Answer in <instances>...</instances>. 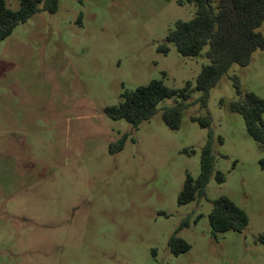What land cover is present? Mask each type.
Masks as SVG:
<instances>
[{
    "label": "rangeland",
    "instance_id": "obj_1",
    "mask_svg": "<svg viewBox=\"0 0 264 264\" xmlns=\"http://www.w3.org/2000/svg\"><path fill=\"white\" fill-rule=\"evenodd\" d=\"M197 10L177 0H60L56 13H37L0 42V264H232L252 256L264 234V149L231 103L235 77L243 94L264 99V50L234 64L201 109L195 86L208 48L198 57L173 45L159 52ZM153 80L177 91L193 84L180 129L163 120L178 97L139 127L107 116ZM208 114L211 130L192 121ZM210 131L215 174L206 196L180 206ZM221 197L247 213L242 234L212 229ZM172 237L190 250L174 255Z\"/></svg>",
    "mask_w": 264,
    "mask_h": 264
},
{
    "label": "trees",
    "instance_id": "obj_2",
    "mask_svg": "<svg viewBox=\"0 0 264 264\" xmlns=\"http://www.w3.org/2000/svg\"><path fill=\"white\" fill-rule=\"evenodd\" d=\"M60 0H21L19 10L8 8L5 0H0V42L10 37L14 30L25 24L41 11L56 13ZM197 7V15L189 22L179 21L167 36L166 43L160 45L159 52L168 54L170 45L177 48L184 57H198L208 48L206 64L199 74L195 89L202 94L200 108L207 109L210 91L217 86L234 64L247 66L258 49L264 50V35L258 29L264 24V0H177ZM238 100L231 103V110L243 116L248 134L264 149V99L253 92L243 94L237 77L234 78ZM193 84L188 82L182 91L167 87L161 80H153L147 86L124 94L123 101L106 108L107 116L114 121L124 120L135 127L150 121L157 113L159 104L169 98L178 97L181 102L166 109L163 120L172 130L180 129L182 111L190 100ZM192 121L201 128L210 129L212 118L193 116ZM126 136L118 143L110 145L112 154L124 149ZM188 152V151H185ZM213 133L201 153V173L197 179L187 176L178 197L180 206L188 205L206 196V190L215 174ZM264 168V161L261 162ZM219 183L224 182L220 172L216 173ZM212 229L216 233L242 234L248 227L247 213L228 197L213 202L209 216ZM264 245V234L258 238ZM172 253L176 256L186 253L190 246L177 237L169 241Z\"/></svg>",
    "mask_w": 264,
    "mask_h": 264
},
{
    "label": "crops",
    "instance_id": "obj_3",
    "mask_svg": "<svg viewBox=\"0 0 264 264\" xmlns=\"http://www.w3.org/2000/svg\"><path fill=\"white\" fill-rule=\"evenodd\" d=\"M252 256H247L246 259L233 261L232 264H264V245L260 244L254 249Z\"/></svg>",
    "mask_w": 264,
    "mask_h": 264
}]
</instances>
